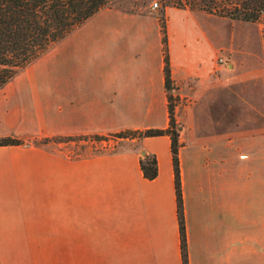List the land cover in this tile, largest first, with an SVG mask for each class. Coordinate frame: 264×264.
<instances>
[{
    "label": "crops",
    "instance_id": "0c3cea01",
    "mask_svg": "<svg viewBox=\"0 0 264 264\" xmlns=\"http://www.w3.org/2000/svg\"><path fill=\"white\" fill-rule=\"evenodd\" d=\"M209 19L165 8L172 83L193 82L197 101L214 71ZM168 91L158 18L114 6L0 87V137L30 142L0 146V264H182L169 135L118 137L119 150L75 157L32 144L165 129ZM208 124L189 119L179 139L188 264H264V173ZM142 151L157 160L152 180Z\"/></svg>",
    "mask_w": 264,
    "mask_h": 264
},
{
    "label": "rangeland",
    "instance_id": "374dc122",
    "mask_svg": "<svg viewBox=\"0 0 264 264\" xmlns=\"http://www.w3.org/2000/svg\"><path fill=\"white\" fill-rule=\"evenodd\" d=\"M156 1L157 7L152 3ZM239 0H111L108 6L127 11L150 13L165 24V8H189L208 14L211 36L216 42L214 71L204 98L193 96L194 83L179 90L175 83L168 91L174 129L186 139L189 119L209 120L208 133L226 132L228 147L237 149L264 173V16L242 21L222 15ZM212 6L213 12L208 10ZM212 13V14H210ZM199 102V104H196ZM201 103H204L203 106ZM219 123L221 125H219ZM114 134V133H113ZM51 139L48 146L69 157L79 154L108 153L119 150L118 137ZM30 144V142H26ZM186 143V142H184ZM249 176L254 181V176ZM264 175V174H263ZM248 180V181H249Z\"/></svg>",
    "mask_w": 264,
    "mask_h": 264
},
{
    "label": "trees",
    "instance_id": "16d2710c",
    "mask_svg": "<svg viewBox=\"0 0 264 264\" xmlns=\"http://www.w3.org/2000/svg\"><path fill=\"white\" fill-rule=\"evenodd\" d=\"M110 2L111 0H0V87L13 78L19 70L44 53L49 47L60 41L100 9L108 6ZM213 9L209 5L208 10L213 12ZM221 14L231 19L256 21L264 16V0H239L233 9H229ZM161 30L165 87L167 90H170L172 80L164 23L161 25ZM169 119V126L165 129H127L113 135L119 138H144L165 134L170 136L181 237L182 264H188L180 192L178 133L174 129V120L170 106ZM95 137L102 139L104 136L97 135ZM53 138L66 140L83 137ZM53 138L34 139L32 144L44 146ZM22 144L28 143L12 136L0 137V146ZM140 167L146 179L152 180L157 176V160L154 155L144 154L140 159Z\"/></svg>",
    "mask_w": 264,
    "mask_h": 264
},
{
    "label": "built area",
    "instance_id": "2783aa9c",
    "mask_svg": "<svg viewBox=\"0 0 264 264\" xmlns=\"http://www.w3.org/2000/svg\"><path fill=\"white\" fill-rule=\"evenodd\" d=\"M157 5H158V3H157L156 1H154V2L152 3V7H153V8L157 7Z\"/></svg>",
    "mask_w": 264,
    "mask_h": 264
},
{
    "label": "water",
    "instance_id": "95a60500",
    "mask_svg": "<svg viewBox=\"0 0 264 264\" xmlns=\"http://www.w3.org/2000/svg\"><path fill=\"white\" fill-rule=\"evenodd\" d=\"M145 152L144 151H142V154H144Z\"/></svg>",
    "mask_w": 264,
    "mask_h": 264
}]
</instances>
